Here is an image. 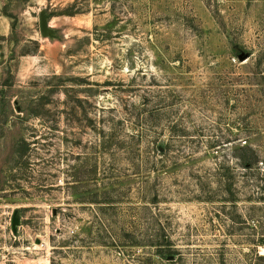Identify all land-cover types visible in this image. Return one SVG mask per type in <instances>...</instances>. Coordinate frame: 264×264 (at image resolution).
I'll return each instance as SVG.
<instances>
[{"label":"rangeland","instance_id":"1","mask_svg":"<svg viewBox=\"0 0 264 264\" xmlns=\"http://www.w3.org/2000/svg\"><path fill=\"white\" fill-rule=\"evenodd\" d=\"M0 264H264V0H0Z\"/></svg>","mask_w":264,"mask_h":264},{"label":"water","instance_id":"2","mask_svg":"<svg viewBox=\"0 0 264 264\" xmlns=\"http://www.w3.org/2000/svg\"><path fill=\"white\" fill-rule=\"evenodd\" d=\"M41 27L44 31H46L48 28L46 13L44 11L41 13Z\"/></svg>","mask_w":264,"mask_h":264},{"label":"trees","instance_id":"3","mask_svg":"<svg viewBox=\"0 0 264 264\" xmlns=\"http://www.w3.org/2000/svg\"><path fill=\"white\" fill-rule=\"evenodd\" d=\"M162 151H163V150H162ZM172 253H173V252L170 251L169 254L166 255V256L169 257V259H173V258H174V257H173L174 255H171Z\"/></svg>","mask_w":264,"mask_h":264}]
</instances>
